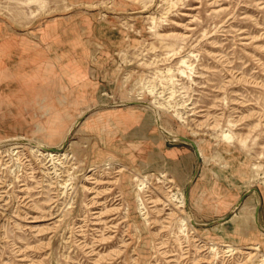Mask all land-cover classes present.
Returning a JSON list of instances; mask_svg holds the SVG:
<instances>
[{
  "label": "rangeland",
  "instance_id": "rangeland-1",
  "mask_svg": "<svg viewBox=\"0 0 264 264\" xmlns=\"http://www.w3.org/2000/svg\"><path fill=\"white\" fill-rule=\"evenodd\" d=\"M0 264H264V0H0Z\"/></svg>",
  "mask_w": 264,
  "mask_h": 264
},
{
  "label": "bare ground",
  "instance_id": "bare-ground-1",
  "mask_svg": "<svg viewBox=\"0 0 264 264\" xmlns=\"http://www.w3.org/2000/svg\"><path fill=\"white\" fill-rule=\"evenodd\" d=\"M182 138V137H181ZM12 140H17V139H12ZM26 142V141H25ZM48 150V149H47ZM54 150V149H53ZM52 150V151H53ZM62 150V149H61ZM49 151H51V150H49ZM57 152V151H56ZM48 155H51V156H55L56 154H53V153H49Z\"/></svg>",
  "mask_w": 264,
  "mask_h": 264
}]
</instances>
